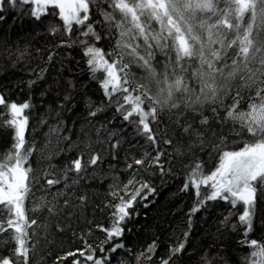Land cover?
I'll list each match as a JSON object with an SVG mask.
<instances>
[{"label":"snow or ice","instance_id":"6c2138e0","mask_svg":"<svg viewBox=\"0 0 264 264\" xmlns=\"http://www.w3.org/2000/svg\"><path fill=\"white\" fill-rule=\"evenodd\" d=\"M18 20L38 30L33 39L42 46L11 41ZM45 50L44 67L28 69L26 81L0 82V125L10 137L0 155V264H34L41 242L69 229L75 236L73 221L104 180L109 223L81 229L82 246L55 264H264V0H0V67L43 58ZM61 51L76 52L85 88L96 83L100 93L99 102L82 98L75 140L63 117L78 106L76 68L63 60L55 67ZM39 84V124L48 131L37 147L26 136V110ZM21 85L29 98L18 102L11 96ZM237 139L240 146L229 150ZM205 154L215 160L207 171ZM175 177L193 197L179 237L126 243L137 202L147 208L156 191L153 180ZM221 202L230 207L217 236L236 233L233 245L193 244L194 215ZM93 227L103 233L97 243L87 238Z\"/></svg>","mask_w":264,"mask_h":264},{"label":"trees","instance_id":"16d2710c","mask_svg":"<svg viewBox=\"0 0 264 264\" xmlns=\"http://www.w3.org/2000/svg\"><path fill=\"white\" fill-rule=\"evenodd\" d=\"M53 18L49 16L46 20V23L51 21ZM11 23V21H10ZM154 28H158V25L155 22H152ZM3 31H8L7 25L3 26ZM35 30L33 25L27 20L16 21L11 29L10 38L11 41L19 43L21 47L24 46L25 42L30 41L36 46H42L41 41L33 39L35 36ZM114 42V41H113ZM108 41L106 40L103 44V47H108ZM142 43V41H141ZM76 55V52L73 51L72 54H68L64 51L59 52L54 56L53 64L55 67H59L60 61L63 60L66 68L71 61V64L76 68V61L72 58ZM33 56L35 53L33 52ZM157 55V59H159ZM47 59L46 50L44 57H36L31 59L25 57V63L18 64L16 67L3 68L0 67V82H5L11 80L17 82L19 80H27L29 78L28 69L44 67L45 60ZM4 63L0 61V64ZM84 67L83 62L81 61L80 67L76 68V79L77 83V99L78 106L72 112H66L63 119L65 120L66 127L64 128L65 132L70 130L72 139L75 140L77 132L80 127L81 118L85 114L83 97L90 96L96 102H99L100 93L97 89L96 83H89L85 88L83 81L86 79V73L81 74V69ZM54 74V73H53ZM65 75H68L65 71ZM51 79V75L49 76ZM44 84H39L31 94V102L34 105V108L26 110L29 114L30 123L29 128L26 133V136L29 141L35 140L36 146L40 147L43 145L44 141L47 139L45 133L48 131V124L40 125L39 119L41 113L44 111L43 104L40 98V91L43 89ZM12 99L22 102L25 99L29 98V93L26 88L21 85L12 92ZM50 99H45L44 104L50 103ZM242 109L246 108L247 105L242 104L240 106ZM111 116V110L107 113ZM55 120L50 119L48 123H55ZM120 121L117 119L116 124H119ZM75 125V127H73ZM3 129V126L0 125V155L6 150L7 145L9 144L10 137L6 134ZM226 134L231 136L232 133L228 132ZM30 146V145H29ZM240 146V141L229 140L227 143V148L229 150L234 149ZM127 147V146H125ZM162 147L167 148L168 146L162 145ZM204 161L206 164V171L214 167V158H209L206 154L204 155ZM59 159H63L60 157ZM110 159V157H109ZM115 163V162H114ZM32 164L35 166L36 157L32 158ZM108 160H105L104 167L107 168ZM123 178V177H122ZM110 181L104 180L95 185L93 189H90V197L92 203L85 210L84 217H82L78 222L73 221V228L75 229L76 235H73L72 229L56 235L52 238V242L45 245L41 242L38 254L34 257V264H55V258L57 255L62 253L65 250L75 247H81L82 241L79 239L81 229L87 230L91 225L100 223L107 225L109 223L108 212L109 209L104 208L101 203L102 199L111 200L112 198L107 196V185ZM182 183L180 177L170 178L166 183H161L158 179L153 180L155 186V193L149 197L148 207H144V202H137L136 211L139 213L138 216H135L132 221V231L125 233L126 243L132 245L134 248H138L141 245H145L147 242H150L154 237L159 236L163 241L165 236L168 234L174 233L172 236L173 242L179 237L180 232L179 228L182 224V221H186V213L191 207L193 202V197L191 193H181L179 191V186ZM40 193L36 192V196H39ZM31 206V201L26 202ZM99 205V207H97ZM226 207L223 202L219 206L209 209L207 212H201L197 215H194V227L192 229V242L193 244H211L214 240L217 241L216 247L219 250L220 244H225L228 246L233 245L234 237L236 233L225 232L223 238H218L216 229L219 227L217 221L222 218L223 215H227ZM235 211V210H234ZM32 213H29L31 215ZM232 220L236 219V216L231 217ZM91 222V224H89ZM259 229V217H257V230L253 233L257 238L260 237ZM103 233L99 232L93 227L92 233L88 234L87 238L90 243H97L100 238H102ZM164 251L163 245L161 246L160 253ZM235 258V257H233ZM70 264V261H69Z\"/></svg>","mask_w":264,"mask_h":264}]
</instances>
